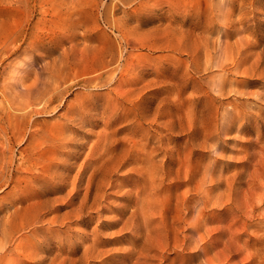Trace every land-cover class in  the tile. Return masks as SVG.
<instances>
[{"label": "rangeland", "instance_id": "obj_1", "mask_svg": "<svg viewBox=\"0 0 264 264\" xmlns=\"http://www.w3.org/2000/svg\"><path fill=\"white\" fill-rule=\"evenodd\" d=\"M110 7L111 11L108 9ZM0 54V74L3 69L11 72L14 68L20 70L24 67L28 70L25 71L27 74L25 83L32 84L36 80L37 72H40V78L45 79L50 76V70L56 65L59 70L55 68L54 74L58 76L54 75L51 79L55 82L54 86L57 83L55 78L60 80L61 88L64 86L62 98L59 96L54 98L52 105L49 106L51 109H47L49 112L46 110V112L34 113L33 117L36 120L32 117L31 124L27 121L22 127L24 140L15 141L14 147L18 152L15 166L23 168L22 175L30 177L33 174V177L11 182L9 185H1L0 182V264H32V257L39 249L37 239L44 237L49 239L54 237L61 242L52 243V252H60L59 254L65 256L74 250L75 257L79 259L86 245L95 243L97 248L106 252L104 253L106 256L102 253L101 256L104 258L101 256L100 259L89 258L90 264H115L113 259L122 254L118 253L123 247L130 245L132 231L129 227V230L125 229L122 234L117 233L120 224L112 226L115 220L113 217L126 219L131 214L137 223L140 222L141 236L152 234L158 236L157 238L161 237L158 240L170 242L169 248L168 245L163 247L162 243L153 246L152 253L156 251L159 253L154 259L156 262L159 260L164 264L178 262L179 264H264V204L262 203V198L264 199V0H0ZM111 54L119 56L116 62L111 61ZM96 62L97 64L94 65ZM47 63L50 68L45 71L44 67ZM25 65H29L30 68ZM105 66L110 69H105ZM222 67L225 68L224 71ZM219 82L224 88L222 92L213 89L214 84ZM80 92L81 94L78 95ZM0 103H2L1 97ZM40 107L39 104L35 107L31 106L32 109L37 108L36 110ZM78 109L82 114L85 112L86 124L84 123L83 126L66 120V112L70 114L73 110L76 115V111H80ZM156 111L159 112L156 114ZM143 112L148 113L149 117L148 120H143L142 131L145 133L154 131L151 145L159 140L157 138L165 140L161 143L162 151L159 150L160 154L156 155V160L160 155L162 157L157 160L160 163H158L160 169L157 175L162 172L159 176L155 175L154 178L145 176L141 179H137V175L133 173L127 176L130 165L116 169L110 163H106L97 167L95 172L94 165L88 163L84 165L91 143L106 127L104 120H111L112 116H116L119 120L106 129H116V137L120 138L123 135L126 137L131 135L133 118L138 116L140 119L139 117L144 115ZM229 113H233V116H229ZM69 114L68 116L72 115ZM156 115L158 118H155ZM153 119L157 122L150 125ZM169 120H172V124ZM67 129L68 132H76L68 133V137L74 136L75 144L62 148L64 152L57 151L50 143L45 142L46 137L52 135L60 139L63 131ZM40 133H45L43 144H39L44 154V161L29 171L27 153L24 151L20 154L19 151L28 145L34 135L37 136V142H41ZM2 135L0 129V143ZM191 138L208 142L207 145L214 147L208 145L205 148H196L197 146L194 145L196 140L193 142ZM145 148L148 152L151 149L150 146ZM75 149L80 150V154L76 153ZM167 149L187 157L190 165L187 168H190L188 170L192 168L190 172L187 170L189 176L185 178L183 172L177 173L179 166L176 163L169 168L166 167L169 175L161 170L162 166L159 165L162 164L163 159H166L162 154ZM79 165L81 166L78 167ZM185 165L182 166L181 171L186 168ZM205 168L211 172L206 176L205 185L213 188L207 190L209 193L204 204L203 220L199 223L202 235L200 244L204 243L203 249L202 251H197L195 248L185 250L182 248L184 233L189 236L192 235V231L186 229L189 225L185 224L184 228V223L175 222L177 220L175 205L177 199L183 197L187 191H190L187 195L195 193L193 189L202 181ZM52 171L57 172L54 179L51 175ZM175 172L176 175L173 176ZM92 173V183L87 191L85 188ZM105 173L111 176L110 180L115 187L112 184L107 187L105 184L100 188L99 183ZM113 174H116L115 178ZM174 177L179 180L177 178L175 180ZM159 180L161 183L158 182ZM86 192L89 193H87L88 198ZM138 193L139 206H136L135 201L131 200L136 198ZM94 202L95 208H89ZM160 205L163 207L161 208ZM157 208H161L160 213L164 218L158 213ZM45 209L46 211H43ZM131 209L137 213L136 218ZM196 210L193 211V215ZM57 214L65 218L52 224L49 220ZM37 215L41 218L38 222H34ZM50 216L53 217L49 218ZM172 217H175L173 222L175 224L172 223ZM162 220L163 224H161ZM5 222L6 234L2 232ZM155 224L159 225L154 226ZM172 226L176 229L174 234ZM35 227L39 232L34 231ZM161 227L163 232L166 229L164 234L161 232ZM180 228L184 229L181 231ZM143 240L142 238L133 243L139 246L143 244ZM111 245L116 246L112 248ZM133 260L135 261L133 258L131 264ZM82 262L80 261V264Z\"/></svg>", "mask_w": 264, "mask_h": 264}, {"label": "bare ground", "instance_id": "obj_2", "mask_svg": "<svg viewBox=\"0 0 264 264\" xmlns=\"http://www.w3.org/2000/svg\"><path fill=\"white\" fill-rule=\"evenodd\" d=\"M116 1V0H115ZM120 1V0H119ZM26 3V2H25ZM74 3V2H73ZM76 3H77V1H76ZM114 3V2H113ZM123 3V2H122ZM142 3V2H141ZM35 6V5H34ZM73 6H75V4L73 5ZM105 6V5H104ZM111 6V5H110ZM116 6H117V4H116ZM120 6V5H119ZM25 7H26V5H25ZM33 7V6H32ZM113 7V6H112ZM74 8H76V7H74ZM83 8V7H82ZM114 8V7H113ZM28 9H29V7H28ZM70 9H72L71 7H70ZM109 10L111 9V7L110 8H108ZM80 10V9H79ZM82 10V9H81ZM114 10V9H113ZM112 10V11H113ZM135 10V9H134ZM107 12H108V10H106ZM111 11V10H110ZM109 11V12H110ZM122 11V10H121ZM31 12V11H30ZM76 12V11H75ZM116 12V11H115ZM46 13V12H45ZM113 13V12H112ZM75 14V13H74ZM119 14V13H118ZM42 15H43V13H42ZM111 15V14H110ZM30 16V15H29ZM32 16V15H31ZM119 16V15H118ZM67 17V16H66ZM72 17V16H71ZM74 18H76V17H74ZM111 18H112V16H111ZM110 18V19H111ZM71 19V18H70ZM121 19V18H120ZM53 20H54V17H53ZM52 20V21H53ZM67 20V19H66ZM112 20V19H111ZM138 20V19H137ZM69 21V20H68ZM136 21V20H135ZM108 22H110V20L108 21ZM119 22V21H118ZM140 22V21H139ZM62 22H60V24H61ZM120 23H121V21H120ZM53 24V23H52ZM111 24V23H110ZM124 24H126L125 23V21H124ZM114 25V24H113ZM119 25H121V24H118V26ZM123 25V24H122ZM127 25V24H126ZM138 25V24H137ZM55 26H57V25H55ZM116 26V25H115ZM112 27V26H111ZM157 27V26H156ZM159 27V26H158ZM113 28V27H112ZM117 28H119V27H117ZM50 30H52V28L50 29ZM49 30V31H50ZM55 30V29H54ZM119 30V29H118ZM114 31V30H113ZM123 31V30H122ZM121 31V32H122ZM137 31V30H136ZM25 32H27V31H25ZM47 32V31H46ZM52 32V31H51ZM118 32V31H117ZM23 33V32H22ZM50 33V32H49ZM54 33V32H53ZM114 33H116V32H114ZM120 33V32H119ZM26 33H24V35H25ZM118 34V33H117ZM117 34H115V35H117ZM122 34H124V32L122 33ZM23 35V36H24ZM45 35V34H44ZM85 35V34H84ZM121 35V34H120ZM123 37V36H122ZM124 37H125V35H124ZM207 37V36H206ZM53 38V37H52ZM118 38V37H117ZM209 38V37H208ZM207 38V39H208ZM59 39V38H58ZM75 39V38H74ZM25 40V39H24ZM122 40V39H121ZM120 40V41H121ZM6 41V40H5ZM205 41H206V39H205ZM119 42V41H118ZM126 42V41H125ZM206 42H208V41H206ZM73 43V42H72ZM111 43V42H110ZM113 43V42H112ZM58 45V44H57ZM32 46V45H31ZM119 46H120V44H119ZM123 46V45H122ZM29 47V46H28ZM4 48V47H3ZM2 48V49H3ZM111 48V47H110ZM103 49V48H102ZM3 50H5V49H3ZM114 50V49H113ZM118 50V49H117ZM121 50V49H120ZM127 50V49H126ZM125 50V51H126ZM102 52L103 51H105V50H101ZM112 51V50H111ZM110 52V51H109ZM108 52V53H109ZM117 52H120V51H117ZM117 52H115V53H117ZM122 53V52H121ZM124 53V52H123ZM45 54V53H44ZM105 54V53H104ZM119 54V53H118ZM65 55V54H64ZM75 55V54H74ZM73 55V56H74ZM122 55V54H121ZM49 56V55H48ZM51 56V55H50ZM70 56V55H69ZM100 56V55H99ZM109 56V55H108ZM111 56H112V54H111ZM117 57H119V56H117ZM116 57V54L115 55H113L112 57H110V58H112L111 59V61L113 62V60H115V62H116V60L118 59ZM64 58H66V57H64ZM73 58V57H72ZM0 59H1V54H0ZM58 59V58H57ZM78 59V58H77ZM30 59H28V61H29ZM41 60H42V58H41ZM59 60V59H58ZM63 60V59H62ZM76 60V59H75ZM74 60V61H75ZM96 61H97V59H95ZM47 61V60H46ZM81 61V60H80ZM79 61V62H80ZM85 61V60H84ZM55 62H56V60H55ZM66 62H67V60H66ZM78 62V63H79ZM93 62H95V61H93ZM100 62H102L101 60H100ZM99 62V63H100ZM1 63V62H0ZM24 63V62H23ZM26 63V62H25ZM29 63H30V61H29ZM49 63V62H48ZM48 63L45 65V67H44V69H46L45 71H47V69H48V67H49V65H48ZM74 63H76V62H74ZM110 63V62H109ZM118 63V62H117ZM121 63V62H120ZM34 64V63H33ZM54 64V63H53ZM56 64V63H55ZM67 64V63H66ZM68 64H69V62H68ZM95 64H97V62L96 63H94V65ZM110 64H112V63H110ZM114 64V63H113ZM13 65V64H12ZM23 65V64H22ZM63 66H64V64H62ZM75 65V64H74ZM74 65H72L73 67H74ZM5 66V65H4ZM13 66H15V65H13ZM18 66V65H17ZM16 66V67H17ZM26 67H29L30 68V66L28 65H25ZM32 66V65H31ZM59 66V65H58ZM62 66V67H63ZM76 66H78V65H76ZM113 66V65H112ZM117 66V65H116ZM224 66V65H223ZM68 67V66H67ZM110 67H111V65H110ZM38 68V67H37ZM50 68V67H49ZM55 68H57L56 67V65H54V68L53 69H51L50 71L51 72H49V73H51L50 74V76H47L45 79H42V78H40V72H37V76H36V80L32 83V84H26L25 83V79H26V77H27V74L25 73V71L27 70L26 68H21L20 70H18L17 68H14L11 72H7L6 71V69H3V72H2V74H0V97H1V99H2V103H0V129L2 130V132H3V138H2V141H1V143H0V182H1V185H5V184H10L11 182H19V181H21V180H25L27 177H29V176H27V175H22V170H23V168H21L20 166H15V158H16V153H18L17 152V150L15 149V141H23L24 140V137L22 136V127H23V125L25 126L26 125V123H27V121H28V123L30 122V124H31V119H32V117H33V114L34 113H42V112H46V110L47 109H51V107L49 108V106H50V104L53 102V100H54V98L55 97H60V98H62L61 97V94L63 93V91H64V89H63V87L61 88V82H60V80L58 81V79L57 78H55V81L57 82L56 83V86H54V84H55V82H53V80L51 79V78H53L54 77V73H55ZM60 68V67H59ZM75 68V67H74ZM74 68H72V70L74 69ZM109 68V67H108ZM106 66H105V69H108ZM222 68H224V67H222ZM9 69V68H8ZM7 69V70H8ZM110 69V68H109ZM121 69V68H120ZM10 70V69H9ZM57 70H59L58 68H57ZM68 70V69H67ZM71 70V69H70ZM112 70V69H111ZM225 70V68L223 69V71ZM28 71V70H27ZM49 71V70H48ZM100 71H102V70H100ZM104 71V70H103ZM110 71V70H109ZM43 72V71H42ZM70 72V71H69ZM118 72V71H117ZM1 73V72H0ZM123 73V72H122ZM48 74V73H47ZM57 74V73H56ZM60 74H61V72H60ZM59 74V75H60ZM32 75V74H31ZM62 75H64L63 74V72H62ZM101 75V74H100ZM123 75V74H122ZM58 75H55V77H57ZM65 76V75H64ZM88 76V75H87ZM109 76H110V74H109ZM29 77V76H28ZM32 77V76H31ZM34 77V76H33ZM61 77V76H60ZM60 77H59V79H60ZM86 77V76H85ZM91 77V76H90ZM115 77V76H114ZM123 77V76H122ZM30 78V77H29ZM28 78V79H29ZM65 78V77H64ZM63 78V79H64ZM100 78V77H99ZM103 79H104V77H102ZM66 79V78H65ZM64 79V80H65ZM69 79V78H68ZM85 79V78H84ZM86 79H89V78H87L86 77ZM101 79V78H100ZM117 79V78H116ZM120 80H121V77L119 78ZM118 79V80H119ZM51 80H52V82H51ZM62 80V79H61ZM80 80V79H79ZM138 80V79H137ZM31 81V80H30ZM81 81H83L82 79H81ZM111 81H113L112 79H111ZM95 82V84H96V81H94ZM65 83V82H64ZM84 83V82H83ZM98 83V82H97ZM101 84V83H100ZM99 84V85H100ZM104 84V83H103ZM106 84V83H105ZM66 86L68 87V85H67V83H66ZM66 87V88H67ZM136 87V86H135ZM133 88V87H132ZM134 89V88H133ZM136 89V88H135ZM213 89L215 90V91H218V92H222L223 90H224V88H223V85H222V83L221 82H219V83H217V84H214V87H213ZM65 93V92H64ZM86 93V92H85ZM90 93H93V92H90ZM101 93V92H100ZM133 93V92H132ZM131 93V94H132ZM79 94H81V92L80 93H78V95ZM89 94V93H88ZM94 94H95V92H94ZM97 94V93H96ZM85 95H87V94H85ZM91 95V94H90ZM120 95V94H119ZM122 95V94H121ZM120 95V96H121ZM77 96V95H76ZM82 96H84L83 94H82ZM93 96V95H92ZM101 96V95H100ZM85 97V96H84ZM124 97V96H123ZM82 98V97H81ZM98 98V97H97ZM116 98H117V96H116ZM64 99V98H63ZM77 99V98H76ZM84 99V98H83ZM87 99V98H86ZM88 99H90V98H88ZM220 99V98H219ZM79 100V99H78ZM77 100V101H78ZM111 100V99H110ZM109 100V101H110ZM61 101V100H60ZM55 102V101H54ZM59 102V101H58ZM62 102V101H61ZM60 102V103H61ZM82 102H83V100H82ZM81 102V103H82ZM220 102H222V101H219V103ZM235 102V101H234ZM71 103V102H70ZM109 103V102H108ZM107 103V104H108ZM114 103V102H113ZM230 103V102H229ZM37 104H39V105H41V107L38 109V110H36V109H32L31 108V106H34L35 107V105H37ZM88 104V103H87ZM106 104V105H107ZM120 104H122V103H120ZM224 104V103H223ZM52 105V104H51ZM112 105V104H111ZM135 105H136V103H135ZM219 105V104H218ZM90 106V105H89ZM116 106V105H115ZM137 106V105H136ZM132 107V106H131ZM139 107H140V105H139ZM142 107V106H141ZM143 107H145V106H143ZM158 107H159V105H158ZM220 107H221V105H220ZM85 108H86V106H85ZM133 108V107H132ZM138 108V107H137ZM148 108V107H147ZM150 108V107H149ZM218 108H219V106H218ZM57 109H58V107H57ZM67 109H68V107H67ZM86 109H88V108H86ZM107 109V108H106ZM136 109V108H135ZM53 110V109H52ZM78 110H80V109H78ZM113 110V109H112ZM143 110H145V109H143ZM148 110V109H147ZM151 110V109H150ZM17 111H20V113H17ZM48 111V110H47ZM55 111V110H54ZM53 111V112H54ZM67 111H69V110H67ZM88 111V110H87ZM90 111V110H89ZM131 111V110H130ZM132 111H135V110H132ZM131 111V112H132ZM149 111V110H148ZM242 111V110H241ZM49 112V111H48ZM74 112L75 111H73L72 110V112L70 113V114H72V115H70L69 113V115L70 116H68V114H67V112H66V120L67 121H71L72 123H75V124H77L78 126H79V124H80V126H83V124L85 123L84 122V119H86L85 118V112L82 114L81 112V110L80 111H76V115L74 114ZM139 112H140V110H139ZM147 112V111H146ZM151 112V111H150ZM150 112H149V114H150ZM157 112H159V111H156V114H157ZM63 113H64V111H63ZM119 113V112H118ZM134 113H136V112H134ZM155 113V112H154ZM240 113V112H239ZM45 114V113H44ZM50 114V113H49ZM62 114V113H61ZM98 114H99V112H98ZM106 114V113H105ZM117 114V113H116ZM143 114H144V112H143ZM158 114H160V113H158ZM238 114V113H237ZM110 115V114H109ZM137 115V114H136ZM162 115V114H161ZM161 115H159V117L161 116ZM229 116H233V113H229L228 114ZM37 116V115H36ZM42 116V115H41ZM98 116V115H97ZM97 116H94V117H97ZM100 116V115H99ZM101 117V116H100ZM149 117V115H148V113L147 114H144V115H141V117H139L140 119H138V116H136V117H134L133 118V120L132 119H129L130 121L132 120V128H131V135L130 136H126V137H124V135H123V137H116L115 135H116V133H117V130L116 129H113V130H109V129H106V127H109V125L110 124H112V123H114V122H117L119 119L116 117V116H112V119L110 120V119H106V120H104L105 119V117H104V123H105V125H106V127L104 128V129H102V131L101 132H99L98 134H97V138H96V140L95 141H93V143H91V146H90V151L87 153V159H86V161L84 162V165H86V163H88V164H92V165H94V172H95V170L97 169V167H101V165H103V164H106V163H110L112 166H114V167H116V169H118V168H124L125 166H128V165H130V167H128L129 169V172H127V173H129V174H127V176L128 175H131L132 173L133 174H135V175H137V179H141V178H143V177H145V176H150L151 178H154L155 177V175L156 176H159V175H157V173H158V171H159V169L160 168H158V163H159V161H157L158 159H160V158H162L161 157V155L157 158V160H156V155H158V153H159V150H161V143H162V140H163V138H157V139H159L157 142L155 141L154 142V145H151V140L153 139V137H154V134H153V132L150 130V127L148 128L150 131H146V133L145 132H143L142 131V127L141 126H143V120H146L147 118ZM163 117V116H162ZM34 119L33 120H36L35 119V117H33ZM88 118V117H87ZM155 118H158V115H156V117ZM226 118V116H224V119ZM238 118V117H237ZM41 119V118H40ZM96 119V118H95ZM150 119V118H149ZM183 119V118H182ZM181 119V120H182ZM148 120V119H147ZM184 120V119H183ZM63 121V120H62ZM61 121V122H62ZM170 121V123H171V121L172 120H169ZM174 121V120H173ZM37 122V121H36ZM40 122H43V121H40ZM156 122H157V120L156 119H153L152 121H151V123H150V125H154V124H156ZM175 122V121H174ZM39 123V122H38ZM46 122H44V124H45ZM167 123V122H166ZM33 124V123H32ZM37 124V123H36ZM40 124V123H39ZM43 124V123H42ZM86 124V123H85ZM103 124V123H102ZM128 124V123H127ZM172 124V123H171ZM27 125H29V124H27ZM41 125V124H40ZM124 125V124H123ZM126 125V124H125ZM33 125H31V127H32ZM34 126H35V124H34ZM44 126V125H43ZM47 126V125H46ZM57 126V125H56ZM202 126V125H201ZM31 127H28V128H31ZM48 127V126H47ZM52 127V126H51ZM90 127V126H89ZM121 127V126H120ZM141 127V128H140ZM144 127V126H143ZM41 128V127H40ZM77 128V127H76ZM81 128V127H80ZM102 128V127H101ZM26 129V128H25ZM31 129H33V127L31 128ZM44 129H46V128H44ZM49 129V128H48ZM51 129V128H50ZM82 129V128H81ZM91 129V128H90ZM140 129V130H139ZM52 130V129H51ZM85 130V132L87 131L86 129H84ZM94 130V129H93ZM96 130V129H95ZM126 130V129H125ZM26 131V130H25ZM31 131V130H30ZM35 131V130H34ZM69 131V129H67V130H64L63 131V133H62V137H61V135L59 134V136L61 137L60 139H58V137H56V136H51V137H46V139H45V142H48V143H50V145L53 147V148H56V150L58 151V150H61L62 148H68V145H72V143H74V136H70V137H68L69 135H68V133H74V132H68ZM91 131V130H90ZM185 131V130H184ZM52 132V131H51ZM88 132V131H87ZM92 132V131H91ZM148 132V133H147ZM25 133V132H24ZM52 133H54V131L52 132ZM60 133V132H59ZM66 133V134H65ZM76 133V132H75ZM74 133V134H75ZM186 133V132H185ZM41 134V133H40ZM42 135V141L41 142H37V136L36 135H34L33 137L34 138H31L30 139V141H29V143H28V145L24 148V149H21L20 151H19V153L20 154H22L24 151L27 153V161L29 162V165H30V167H28V169L27 170H29L30 171V169H32V167H34V166H37L38 167V165H40L41 164V162L42 161H44V159H43V157H44V154L42 153V150H41V148L39 147V144H43V142H44V138H45V133H42L41 134ZM158 135V134H157ZM189 135V134H188ZM187 135V136H188ZM205 135V134H204ZM203 135V136H204ZM58 136V135H57ZM121 136V135H120ZM139 136H140V138H139ZM162 136V135H161ZM202 136V137H203ZM209 136V135H208ZM189 137V136H188ZM79 138V137H78ZM74 139V140H73ZM167 139V138H166ZM187 139L188 138H186L185 139V141H187ZM205 139V138H204ZM26 140V139H25ZM155 140V139H154ZM182 140V139H181ZM191 140H193V142L196 140H194L193 138H191ZM200 140H202V139H200ZM207 140V139H206ZM88 141V140H87ZM163 141H165V140H163ZM168 141V140H167ZM166 141V142H167ZM184 141V142H185ZM189 141V140H188ZM81 142V141H80ZM83 142V141H82ZM183 142V141H182ZM208 143V142H207ZM207 143L205 142V141H198V140H196L195 141V146H197L196 148H198V147H200V148H205V147H208V145H207ZM17 144V143H16ZM75 144V143H74ZM77 144H79L80 146H82L83 145V143H77ZM190 144V143H189ZM19 145V144H18ZM21 145V144H20ZM45 145V144H44ZM168 145V144H167ZM166 145V146H167ZM145 146H150V151L148 152V150H146L147 148H145ZM164 146V145H163ZM165 146V148H168V147H166ZM211 148H213L214 146L213 145H209ZM21 148V147H20ZM71 148V147H70ZM73 148V147H72ZM170 148V147H169ZM191 149V148H190ZM217 149V148H216ZM70 152H72V150L71 149H68ZM76 150V149H75ZM86 150H87V148H86ZM172 150V149H171ZM170 149L168 150L167 149V151L166 152H164V154H162V155H165L164 157L166 158V159H163L162 160V164L161 165H159V166H162L161 167V170L163 169L164 170V173L166 174V175H169V173H168V170H167V168H169L170 167V165H172V164H174V163H176V164H178V166L179 167H177L178 168V172L177 173H181V172H183L184 174H185V178L187 177V175H188V171L190 172L191 170H192V168H191V170H188V169H190V168H187V166L189 165L188 164V161L189 160H187V157H185V155H184V157H182V155H181V153L180 154H175V153H173V151H171ZM174 150V149H173ZM62 151V150H61ZM83 151H84V149H83ZM162 151V150H161ZM185 151H187V149L185 150ZM62 152H64V151H62ZM76 153H78V154H80V150H76L75 151ZM166 153V154H165ZM56 154V153H55ZM160 154V153H159ZM24 155V154H23ZM54 155V154H53ZM53 155H51V156H53ZM57 155V154H56ZM192 155V154H191ZM80 156V155H79ZM84 156V155H83ZM21 157V156H20ZM54 157V156H53ZM67 157V156H66ZM82 157V156H81ZM189 157H190V155H189ZM58 158H59V156H58ZM46 159V158H45ZM60 159H61V156H60ZM20 160V159H19ZM69 160V162H70V159H68ZM75 160V159H74ZM249 160V159H248ZM247 160V161H248ZM24 161V160H23ZM49 161V160H48ZM59 161V160H58ZM61 161H62V159H61ZM214 161V160H213ZM20 162V161H19ZM68 162V163H69ZM77 162V161H76ZM80 162H82V161H80ZM17 163V162H16ZM43 163V162H42ZM50 163V162H49ZM65 163V162H64ZM190 163V162H189ZM60 164V163H59ZM70 164V163H69ZM80 164V163H79ZM160 164V163H159ZM184 164H186L184 167H186V168H184L182 171L180 170L181 168H182V166L184 165ZM67 165V164H66ZM72 165H74V164H72ZM83 165V164H82ZM192 165V164H191ZM81 165H79L78 167H80ZM190 166V165H189ZM167 167V168H166ZM43 168V167H42ZM82 168V167H81ZM92 168V167H91ZM164 168H166V169H164ZM73 169V168H72ZM101 169H103V168H101ZM100 169V170H101ZM115 169V170H116ZM42 170H44V169H42ZM55 170V169H54ZM58 170H60V169H58ZM99 170V171H100ZM113 170V169H112ZM114 170V171H115ZM176 170V169H175ZM188 170V171H187ZM204 170V169H203ZM38 171V170H37ZM51 171V170H50ZM61 171V170H60ZM64 171V170H63ZM90 171H92V170H90ZM103 171V170H102ZM105 171V170H104ZM45 172V171H44ZM49 172V171H48ZM47 172V173H48ZM59 172V171H58ZM118 172V171H117ZM196 172V171H195ZM34 173H35V171H34ZM68 173V172H67ZM70 173H71V171H70ZM69 173V174H70ZM79 173V172H78ZM107 173V172H106ZM104 174V177H102V180L100 181V183H99V185H100V188H101V185L103 186V185H107V187H108V185L109 184H112V186H114V183H113V181H111L110 180V177L111 176H109V174L107 175V174ZM113 173V172H112ZM171 173V172H170ZM42 174V173H41ZM44 174V173H43ZM46 174V173H45ZM55 174H57V172L55 173V171H52V173H51V175H52V178L54 179V177H55ZM64 174V173H63ZM81 174H82V172L79 174L80 176H81ZM203 174V178H202V181H200V182H198L199 181V178H198V184L196 185V188H194L193 190V192H195V193H193V195H190V193H189V195H187L188 194V192H190V191H187V193L186 194H184V192H183V197H181V198H178V196H177V204L175 205L176 206V213L175 214H177V217H176V219L177 220H175L173 217H172V219H173V221H172V223L174 222V220H175V222L177 221H179V223H184L183 224V227L185 226V224H187V225H189V227L187 228L186 227V229H189V231H192V235L190 234H187V235H189V236H186V233H184V231H183V233H184V235H185V237H184V240H183V243H182V248L184 249L185 248V250H187V249H191V248H195L197 251H202V249H203V244L201 245L200 244V241H201V237H202V235H201V233H200V230H199V223L203 220V218H202V213H203V211H204V204L207 202V193H209V192H207V190L209 189L210 190V188L212 187L213 188V186H211L210 188L209 187H207L205 184H206V182H207V180H206V176L207 175H210L211 174V172L207 169V168H205V170H204V172L202 173ZM65 175V174H64ZM63 175V176H64ZM68 175V174H67ZM79 175H77L78 177H79ZM92 175H93V173L91 174V176H89V179H88V183H87V186H86V188L85 189H87V191H89V187H90V185H91V183H92V181H91V178H92ZM114 175V174H113ZM116 175V174H115ZM115 175H114V178H115ZM176 175V172H175V174L173 175V176H175ZM178 175V174H177ZM201 175V174H200ZM199 175V176H200ZM39 176V175H38ZM44 176V175H43ZM60 176V175H59ZM83 176V175H82ZM84 176H85V174H84ZM83 176V177H84ZM109 176V177H108ZM173 176H172V180H173ZM189 176V175H188ZM31 177H33V174L29 177V178H31ZM124 177V176H123ZM177 177H179V175L177 176ZM177 177H174V179L175 178H177ZM180 177H181V175H180ZM183 177V178H184ZM47 178V177H46ZM86 178V177H85ZM159 178V177H158ZM183 178H182V180H183ZM184 178V179H185ZM112 180H113V178H111ZM157 179V178H156ZM168 179V178H167ZM23 180V181H24ZM75 180V179H74ZM77 180V179H76ZM164 180V179H163ZM169 180V179H168ZM176 180V179H175ZM177 180H179L178 178H177ZM201 180V179H200ZM220 181V180H219ZM116 182V181H115ZM158 182H160V180L158 181ZM169 182V181H168ZM213 182V181H212ZM218 182V181H217ZM216 182V183H217ZM81 183V182H80ZM134 183V182H133ZM161 183V182H160ZM159 183V184H160ZM191 183H192V181H191ZM214 183V182H213ZM118 184H120V183H118ZM118 184H117V186H118ZM135 184V183H134ZM193 184V183H192ZM208 184V183H207ZM132 185V184H131ZM163 185V184H162ZM209 185H210V182H209ZM233 185V184H232ZM22 186V185H21ZM159 186V185H158ZM186 186V185H185ZM234 186V185H233ZM5 187V186H4ZM19 187V186H18ZM35 187V186H34ZM79 187H80V185H79ZM115 187V186H114ZM135 187V186H134ZM132 188V187H131ZM189 189H190V187H188ZM191 188H192V186H191ZM229 188V187H228ZM76 189V188H75ZM80 189V188H79ZM123 189H125V187L123 188ZM139 189V188H138ZM106 190V189H105ZM131 190V189H130ZM213 190V189H212ZM214 190H216V189H214ZM96 191V190H95ZM113 191V190H112ZM118 191V190H117ZM147 191V190H146ZM152 191V190H151ZM184 191H185V189H184ZM108 192H110V191H108ZM125 192V191H124ZM132 192H134V190L132 191ZM144 192V191H143ZM142 192V193H143ZM87 193L88 192H86V197H87ZM102 193V192H101ZM127 193V192H126ZM147 193V192H146ZM72 194V193H71ZM89 194V193H88ZM99 194V193H98ZM121 194V193H120ZM174 194V193H173ZM176 194H178V193H176ZM62 195V194H61ZM60 195V196H61ZM65 195H66V193H65ZM84 195V194H83ZM133 195V194H132ZM152 195H153V193H152ZM168 195V194H167ZM167 195H166V197H167ZM170 195V194H169ZM168 195V196H169ZM194 195H197L196 197H194ZM58 196V195H57ZM77 196H78V194H77ZM100 196H101V194H100ZM104 196V195H103ZM141 196V195H140ZM172 196V195H171ZM47 197H49V196H47ZM51 197V196H50ZM59 197V196H58ZM69 197V196H68ZM84 197H85V195H84ZM86 197L84 198V200H86ZM94 197V196H93ZM109 197V196H108ZM132 197V196H131ZM146 197V196H145ZM53 198V197H52ZM52 198H50V199H52ZM88 198V197H87ZM100 198V197H99ZM153 198V197H152ZM160 199H161V197H159ZM173 198V197H172ZM171 198V199H172ZM46 199V198H45ZM56 199V198H55ZM92 199V198H91ZM142 199H143V197H142ZM154 199V198H153ZM152 199V200H153ZM170 199V200H171ZM62 200V199H61ZM83 200V199H82ZM100 200V199H99ZM156 200V199H155ZM161 200H163V199H161ZM262 200H263V204H264V199L262 198ZM47 201V200H46ZM60 201V200H59ZM88 201V200H87ZM131 201H135L134 202V204L136 205V206H139L138 205V202H139V193L136 195V198H132V200ZM62 202V201H61ZM64 202V201H63ZM66 202V201H65ZM122 202H124V201H122ZM159 202H162V201H160L159 200ZM158 202V204H162V203H159ZM164 202V201H163ZM176 202V201H175ZM34 203V202H33ZM83 203V202H82ZM169 203H172V202H169ZM261 203V204H262ZM55 204V203H54ZM80 204V203H79ZM92 205H90L89 206V208H95V202L94 203H91ZM117 205H118V203H116ZM123 204V203H122ZM127 204V203H126ZM150 204V203H149ZM174 204V203H173ZM84 205H85V202H84ZM147 205V204H146ZM16 206V205H15ZM14 206V207H15ZM34 206V205H33ZM40 206V205H39ZM46 206V205H45ZM77 206V205H76ZM125 206H128V205H125ZM135 206V207H136ZM159 206V205H158ZM169 206H171V204L169 205ZM264 206V205H263ZM14 207H13V209H14ZM21 207V206H20ZM82 207H83V204L81 205V209H82ZM124 207V206H123ZM157 207V206H156ZM160 207L162 208L163 206L162 205H160ZM164 207H165V205H164ZM167 207H168V205H167ZM173 207V206H172ZM172 207H171V209H172ZM24 208H25V206H24ZM46 208V207H45ZM85 208V207H84ZM83 208V209H84ZM102 208V207H101ZM104 208V207H103ZM161 208H157V210H158V213H160L161 212ZM195 208H197V210L195 209ZM20 209V208H19ZM42 209V208H41ZM97 209V208H96ZM95 209V210H96ZM119 209V211L121 210V207L120 208H118ZM136 209V208H135ZM138 209V208H137ZM36 210V209H35ZM67 209H65V211H66ZM74 210V209H73ZM79 210V209H78ZM90 210V209H89ZM134 210V209H133ZM140 210H141V208H140ZM196 210V213H195V215H193L192 213H193V211H195ZM43 211H46V209L45 210H43ZM51 211V210H50ZM84 211H85V209H84ZM88 211V210H87ZM98 211V210H97ZM104 211V210H103ZM131 211H132V209H131ZM152 211V210H151ZM164 211H165V209H164ZM168 211V210H167ZM166 211V212H167ZM172 211V210H171ZM174 211V210H173ZM34 212V211H33ZM92 212V211H91ZM111 212V211H110ZM126 212V211H125ZM156 212V211H155ZM169 212V211H168ZM167 212V213H168ZM60 213V212H59ZM82 213H83V211H82ZM132 213H133V216L135 215V218H136V215H137V213L136 212H133L132 211ZM136 213V214H135ZM143 214H144V212H142ZM152 212H150V214H151ZM173 213V212H172ZM171 213V214H172ZM5 214V213H4ZM86 214V213H85ZM142 214V215H143ZM155 214H157V213H155ZM154 214V215H155ZM162 213H160V215H161ZM168 214H170V212L168 213ZM59 214H57V216H55L54 218H52V219H50L49 221L50 222H52V224H54V222H58V221H61L62 219H64L65 218V216H58ZM61 215H62V213H61ZM164 215V214H163ZM131 216H132V214H131ZM130 216V217H131ZM138 216H140V215H138ZM162 216V215H161ZM201 216V217H200ZM51 217H53V216H50L49 218H51ZM72 217V216H71ZM77 217V216H76ZM79 217V216H78ZM86 217V216H85ZM93 217V216H92ZM130 217H128V218H124V217H118L117 219L115 218V217H113V219H115L114 220V223L113 224H111L112 226H118V224H120V227H118V230H116V232L118 233V232H121V234H122V232L126 229H128L129 227H130V230L132 231V238L130 239V245H128V247H123V249L118 253V254H120V253H122V254H120L117 258H116V256H115V258L116 259H113V261L115 262V264H131V261H132V259L134 258L135 259V261L134 262H132L133 264H154V262H156V261H154V259H156V257H158L159 256V253H157V251H156V253H152V249H153V246L155 247V246H159L161 243L163 244L162 246L163 247H165L164 245H168L169 243H165L164 241H162V240H158V239H160L161 237H159V238H157L158 236H155V235H152V234H150V235H146V236H141V231H140V225H139V223H137V221H135L132 217L130 218ZM152 217H154V216H152ZM155 217L157 218V216L155 215ZM163 217V216H162ZM162 217H158V218H162ZM165 217H167V216H165ZM200 217V218H199ZM26 218V217H25ZM28 218V217H27ZM41 217H40V215H37V216H35V221L34 222H38L39 221V219H40ZM42 218H44V217H42ZM111 218V217H110ZM145 218V217H144ZM147 218V217H146ZM164 218V217H163ZM168 218H170V217H168ZM13 219V218H12ZM34 219V218H33ZM152 218H150V220H151ZM171 219V220H172ZM31 220V219H30ZM45 220V219H44ZM67 220V219H66ZM78 220V219H77ZM111 220H112V218H111ZM152 220H154V218L152 219ZM158 220V219H157ZM164 220V219H163ZM161 221L162 223L161 224H163V222L164 221H166V220H164V221ZM23 222V221H22ZM45 222V221H44ZM63 222V221H62ZM67 222V221H66ZM89 222V221H88ZM168 222H170V221H168ZM176 222V223H177ZM61 223V222H60ZM171 223V222H170ZM172 223H171V225H172ZM205 223V222H204ZM34 224V223H33ZM64 224V223H63ZM142 224H143V222H142ZM169 224V223H168ZM173 224H175V223H173ZM203 224V223H202ZM15 225V224H14ZM37 225V224H36ZM60 225H62V224H60ZM76 225V224H75ZM159 224H155L154 226H158ZM166 225V224H165ZM31 226V225H30ZM73 226V225H72ZM162 226V225H161ZM16 227V226H15ZM32 227V226H31ZM67 227V226H66ZM142 227V226H141ZM147 227V226H146ZM162 228V227H161ZM165 228V227H164ZM175 228V226L173 227L172 226V230H173V234H174V231L176 230V229H174ZM185 228V227H184ZM183 228V229H184ZM202 228H204V227H202ZM16 229H17V227H16ZM29 229V228H28ZM113 229V228H112ZM150 229V228H149ZM182 229V230H183ZM98 230V229H97ZM104 230V229H103ZM129 230V229H128ZM180 230H181V228H180ZM181 230V231H182ZM204 230V229H203ZM34 231H38L39 232V229L37 228V227H35L34 228ZM58 231V230H57ZM72 231V230H71ZM105 231H108V230H105ZM149 231V230H148ZM151 231V230H150ZM165 231H166V229H165ZM164 231V232H165ZM180 231V232H181ZM188 231V232H189ZM2 232L4 233V234H6L7 233V223L5 222V224H4V228H2ZM27 232V231H26ZM70 232V231H69ZM115 232V233H116ZM147 232V231H146ZM161 232H163V228H162V231ZM164 232H163V234H164ZM179 232V231H178ZM202 232H204V231H202ZM1 233V232H0ZM83 233V232H82ZM106 233V232H105ZM104 233V234H105ZM109 233H110V230H109ZM148 233V232H147ZM151 233V232H150ZM157 233V232H156ZM159 233V232H158ZM157 233V234H158ZM169 233V232H168ZM176 233V232H175ZM39 234V233H38ZM154 234V233H153ZM179 234V233H178ZM181 234V233H180ZM113 235V234H112ZM115 235V234H114ZM124 235V234H123ZM160 235V234H159ZM161 235H162V233H161ZM168 235V234H167ZM104 236V235H103ZM108 236V235H107ZM169 236H170V234H169ZM176 236V235H175ZM174 236V237H175ZM180 236V235H179ZM182 236H183V234H182ZM27 237V236H26ZM113 237V236H112ZM163 237V236H162ZM116 238H117V236H116ZM144 239L143 241V244H141V245H134V243L133 242H136V241H138L139 239ZM157 238V239H156ZM167 238V237H166ZM165 238V239H166ZM173 238V237H172ZM183 238V237H182ZM108 239H109V237H108ZM170 239V238H169ZM175 238H173V240H174ZM50 240H51V242H50ZM80 240V239H79ZM182 240V239H181ZM57 240L53 237V238H51V239H49V238H47V237H44V238H40V239H37V243L39 244V249H38V251L34 254V256L32 257V264H80V261L82 262L83 260V262H82V264H90V259L89 258H95V257H97V259L101 256V255H103L104 253L106 254V252H103V251H101L99 248H97V245L95 244V243H93V244H89L88 246L86 245V247L84 248V252H83V254H82V257L79 259V258H77V257H75V251L73 250L70 254L68 253L67 255H65V256H63L62 254H59V253H56V252H52L51 251V248H52V243H54V242H56ZM167 241H168V239H167ZM170 241V240H169ZM58 243L60 242V241H57ZM175 242H176V239H175ZM182 242V241H181ZM61 243V242H60ZM62 243H63V240H62ZM176 243H178V242H176ZM175 243V244H176ZM8 244V243H7ZM112 244V243H111ZM179 244V243H178ZM9 245V244H8ZM116 245H117V243H116ZM116 245H114V246H116ZM174 245V244H173ZM172 245V246H173ZM113 245H111V247H112ZM112 247V248H115V247ZM119 246V245H118ZM123 245H121V247H122ZM124 246H126V245H124ZM6 247V246H5ZM110 247V248H111ZM120 247V246H119ZM119 247H116V248H118L119 250H120V248ZM177 247L178 246H176L175 248L177 249ZM205 247V246H204ZM15 248H17V246L15 247ZM105 249L104 250H106V247H104ZM168 248H169V245H168ZM174 248V247H173ZM179 248H181V247H179ZM10 249H11V247H10ZM35 249V248H34ZM54 249V248H53ZM61 249V248H60ZM108 249V248H107ZM159 249V248H158ZM160 249H162L163 250V248H160ZM4 250V249H3ZM31 250V249H30ZM109 250V249H108ZM108 250H107V252H108ZM111 250V249H110ZM165 250V249H164ZM168 250V249H167ZM204 250H205V248H204ZM112 251V250H111ZM115 251V250H114ZM12 252V251H11ZM165 252V251H164ZM196 252V251H195ZM1 253V252H0ZM27 253V252H26ZM103 253V254H102ZM109 253V252H108ZM111 253V252H110ZM113 253V252H112ZM163 253V252H162ZM104 254V255H105ZM18 255V254H17ZM10 256H12V254L10 255ZM9 256V258H11ZM106 256V255H105ZM109 256V255H108ZM168 256V255H167ZM2 257V256H1ZM8 257V256H7ZM30 257V256H29ZM102 257V256H101ZM100 257V258H101ZM99 258V259H100ZM102 258H104V257H102ZM161 258V257H160ZM159 258V259H160ZM8 259V258H7ZM97 259H96V261H97ZM9 260V259H8ZM92 260V259H91ZM2 261V260H1ZM14 261V260H13ZM16 261H17V259H16ZM95 261V262H96ZM154 261V262H153ZM158 262H159V260H157ZM173 261H175V260H173ZM172 261V262H173ZM107 262V261H106ZM110 262V261H109ZM158 262H156L155 264H157ZM172 262H170V263H172ZM189 262V261H188ZM17 263V262H16ZM111 263V262H110ZM160 263H163V262H159L158 264H160ZM181 263H183V261L181 262ZM2 264V263H1ZM93 264H95V263H93ZM98 264V263H97ZM164 264V263H163ZM166 264V263H165ZM175 264V263H174ZM177 264H179V262L177 263ZM183 264H185V263H183ZM188 264H190V263H188Z\"/></svg>", "mask_w": 264, "mask_h": 264}]
</instances>
